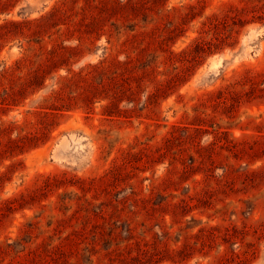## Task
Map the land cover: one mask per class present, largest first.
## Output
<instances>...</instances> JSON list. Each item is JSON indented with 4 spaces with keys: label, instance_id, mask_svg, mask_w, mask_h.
Instances as JSON below:
<instances>
[{
    "label": "rangeland",
    "instance_id": "374dc122",
    "mask_svg": "<svg viewBox=\"0 0 264 264\" xmlns=\"http://www.w3.org/2000/svg\"><path fill=\"white\" fill-rule=\"evenodd\" d=\"M0 264H264V0H0Z\"/></svg>",
    "mask_w": 264,
    "mask_h": 264
}]
</instances>
